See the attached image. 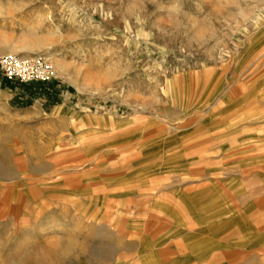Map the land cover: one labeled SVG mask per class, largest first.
<instances>
[{
    "label": "rangeland",
    "instance_id": "rangeland-1",
    "mask_svg": "<svg viewBox=\"0 0 264 264\" xmlns=\"http://www.w3.org/2000/svg\"><path fill=\"white\" fill-rule=\"evenodd\" d=\"M12 47L63 69L0 71V264H264V0H0Z\"/></svg>",
    "mask_w": 264,
    "mask_h": 264
},
{
    "label": "built area",
    "instance_id": "built-area-1",
    "mask_svg": "<svg viewBox=\"0 0 264 264\" xmlns=\"http://www.w3.org/2000/svg\"><path fill=\"white\" fill-rule=\"evenodd\" d=\"M0 71L6 80L24 84L47 81L55 75L54 67L47 58L18 54H0Z\"/></svg>",
    "mask_w": 264,
    "mask_h": 264
},
{
    "label": "bare ground",
    "instance_id": "bare-ground-1",
    "mask_svg": "<svg viewBox=\"0 0 264 264\" xmlns=\"http://www.w3.org/2000/svg\"><path fill=\"white\" fill-rule=\"evenodd\" d=\"M10 52L8 54H14L16 51H17V48L16 47H12L9 49ZM55 65H53V67L55 66L58 70H62L63 67H61L60 65H58L57 63H54Z\"/></svg>",
    "mask_w": 264,
    "mask_h": 264
},
{
    "label": "crops",
    "instance_id": "crops-1",
    "mask_svg": "<svg viewBox=\"0 0 264 264\" xmlns=\"http://www.w3.org/2000/svg\"><path fill=\"white\" fill-rule=\"evenodd\" d=\"M125 212H126L127 214H129V212H128L127 210H125ZM125 264H131V263L129 262V260H127Z\"/></svg>",
    "mask_w": 264,
    "mask_h": 264
}]
</instances>
